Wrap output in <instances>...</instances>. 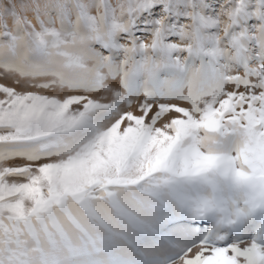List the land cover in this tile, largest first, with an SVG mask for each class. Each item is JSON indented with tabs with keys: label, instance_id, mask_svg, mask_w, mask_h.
Segmentation results:
<instances>
[{
	"label": "snow or ice",
	"instance_id": "6c2138e0",
	"mask_svg": "<svg viewBox=\"0 0 264 264\" xmlns=\"http://www.w3.org/2000/svg\"><path fill=\"white\" fill-rule=\"evenodd\" d=\"M9 76L0 264H264V0H0Z\"/></svg>",
	"mask_w": 264,
	"mask_h": 264
},
{
	"label": "rangeland",
	"instance_id": "374dc122",
	"mask_svg": "<svg viewBox=\"0 0 264 264\" xmlns=\"http://www.w3.org/2000/svg\"><path fill=\"white\" fill-rule=\"evenodd\" d=\"M16 79H18V78L15 77V76H9V77H6V78H0V83H5V84H8V85H13V82ZM37 82H39V81H37ZM109 83H110V86L111 87H117V83L116 82H109ZM18 90H23V89H21L20 87H18ZM30 90H35V89H30ZM49 94H51V93H49ZM98 95H104V94L103 93H99ZM13 163H19V162L16 161V162H13Z\"/></svg>",
	"mask_w": 264,
	"mask_h": 264
}]
</instances>
